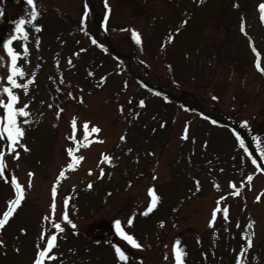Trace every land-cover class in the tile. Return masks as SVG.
<instances>
[{"label":"rangeland","instance_id":"1","mask_svg":"<svg viewBox=\"0 0 264 264\" xmlns=\"http://www.w3.org/2000/svg\"><path fill=\"white\" fill-rule=\"evenodd\" d=\"M89 1L105 37L126 58L107 49L81 0H35L40 14L23 26L27 39L15 25L0 30V78L6 79L9 62L2 41L10 35L17 36L10 46L21 53L18 66L29 76L35 72L28 92H18L17 106L27 103L30 113L21 140L28 151L17 144L9 152L0 137L6 165L0 216L15 194L11 176L24 187L21 205L0 229V264H33L37 245L45 246L53 233L47 254L53 259L43 264H175L177 239L184 264H264V172L230 126L197 107L234 120L264 169V21L258 7L264 0ZM18 8L28 20L31 6ZM70 146L77 150L72 168ZM62 169L53 198L51 182ZM149 187L160 199L141 215L151 202ZM116 219L141 248L119 234L103 239L101 230ZM113 245L127 261H118Z\"/></svg>","mask_w":264,"mask_h":264},{"label":"snow or ice","instance_id":"2","mask_svg":"<svg viewBox=\"0 0 264 264\" xmlns=\"http://www.w3.org/2000/svg\"><path fill=\"white\" fill-rule=\"evenodd\" d=\"M27 5L31 6L30 11V18L28 20H25L23 16H21L16 22H15V31L22 35L24 39H27L29 36V33L25 30V27H23L26 24H33L34 21L37 20L39 16L38 7L35 3V0H26ZM107 7V4L105 5ZM260 9V19L261 21H264V2L259 4ZM87 11V5L85 6V12ZM84 18L82 17L80 23L83 24ZM186 23V21H184ZM35 29L37 32L41 30V25L39 23H35ZM83 30V29H82ZM241 32H244V21L243 18L241 19ZM179 31V29H177ZM133 38L139 42L140 36L139 34L133 30L132 31ZM17 39L16 35H10L8 38L4 39L2 41V47L4 48L6 55L9 57V62L6 64L7 69V75L5 78H0V137H3L7 142V150L9 152L13 151V147L17 144L21 148H23L25 151H28V148L21 143L22 138L25 135V124H29L30 121L27 119V117L30 116V113L26 110L28 105L27 103L22 104V106H17L19 102V96L18 92L22 90L24 93H27L29 90V85L33 82L32 77L35 76V72H32L29 76V74L26 73V71L21 67L18 66V59L21 57V53L19 51L14 50L10 44ZM172 37L169 36L168 40H171ZM95 43V41H93ZM36 44L38 46L39 44V37L36 38ZM24 53L26 54L28 52L27 47L25 46L23 48ZM69 63H71V60L69 59ZM21 78H24L22 82H18L21 80ZM103 79V78H101ZM69 96H71V93H69ZM139 103L141 105L144 104L143 100H140ZM51 107V105H49ZM122 110V109H121ZM57 116H59V112H57ZM22 118V119H18ZM213 123H216V121H212ZM246 123V122H243ZM73 125L75 126V119L73 120ZM88 127V122H85V129ZM92 132H99L100 129L98 127H92ZM121 140L124 139L123 136L120 137ZM241 144H243V141H241ZM247 151V149H245ZM69 154L73 151L72 149H68ZM5 153L4 151H0V176H4L6 172V165L5 161L3 159ZM15 156H19V152L15 153ZM261 157L264 158V149L261 150ZM105 160H110V157H103ZM253 164L256 163V160L252 161ZM72 164H68V168H72ZM91 171V170H89ZM29 182L28 187H31V176L32 173L29 172ZM100 175H103V169H100ZM64 176V170L62 169L59 176L57 177V181L61 177ZM99 178V177H98ZM155 179V176L153 177ZM248 179H251V176L248 177ZM11 185L13 186L15 190V194L13 198L8 199L7 201V209L3 211L2 216H0V229H3L6 222L8 221L9 217L13 215V213L17 210V208L21 205L22 200L24 199V187L18 183L17 177L15 175H12L10 178ZM88 188L92 187L91 182L87 185ZM199 188V182H197V189ZM148 194L151 196V202L148 203L147 208L141 213V215H147L158 203L159 196L154 191L153 187L148 188ZM56 195V184L54 183L52 186V196L55 198ZM233 195H236L234 192ZM260 197L258 196L257 199ZM221 200L223 197L220 198ZM64 203H68V199L65 198ZM53 209L55 208V200L53 199V204L51 206ZM225 216L227 214V208L225 207L223 209ZM216 212L213 211V216L215 217ZM44 219H47V217H44ZM63 219L67 221L69 225H71L73 228H75V225L73 221L69 218V215L65 213L63 215ZM133 223V218L130 216L127 219V224L131 225ZM163 224V221L160 222ZM252 221H249L248 224L245 225L246 228L252 227ZM209 224L211 226L212 221H209ZM114 226L117 231V233L123 237L124 240L128 242V244L132 245L135 248H141L142 245L137 242L136 239H134L133 235L129 234L128 232L124 231V229L121 227V221L119 219H116L114 221ZM56 230L57 232L62 231L61 225L59 223L56 224ZM21 232H24V229L20 230ZM41 238H44V233H41ZM54 239H55V233L52 235L47 236L46 238V245L41 247L37 245V251L34 255L33 264H43V261L45 259L52 260L53 256L47 255L51 248L54 246ZM180 240L177 239L175 243L172 246V253L175 258V264H184L183 258L186 256V252L183 248L178 247L180 245ZM249 247L251 246V238L248 240ZM0 246H3V241H0ZM115 248V255L118 258L119 262H125L127 261L128 257L119 246L113 245ZM18 251V249H17ZM165 258H167L165 256Z\"/></svg>","mask_w":264,"mask_h":264},{"label":"flooded vegetation","instance_id":"3","mask_svg":"<svg viewBox=\"0 0 264 264\" xmlns=\"http://www.w3.org/2000/svg\"><path fill=\"white\" fill-rule=\"evenodd\" d=\"M8 3L6 5L4 4H0V12L1 11H6L8 13H11L15 16V21L18 19L19 17V13H20V9L18 8L17 4L18 2H20V0L18 2H15L13 0L7 1ZM12 24L10 23H5V24H1L0 23V29H4L7 28L8 26H10Z\"/></svg>","mask_w":264,"mask_h":264}]
</instances>
